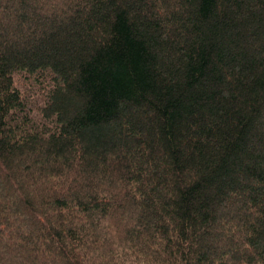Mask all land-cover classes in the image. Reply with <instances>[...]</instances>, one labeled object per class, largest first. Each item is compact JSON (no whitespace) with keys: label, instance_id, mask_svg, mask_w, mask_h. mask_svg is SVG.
<instances>
[{"label":"trees","instance_id":"1","mask_svg":"<svg viewBox=\"0 0 264 264\" xmlns=\"http://www.w3.org/2000/svg\"><path fill=\"white\" fill-rule=\"evenodd\" d=\"M0 264H264V0H0Z\"/></svg>","mask_w":264,"mask_h":264},{"label":"rangeland","instance_id":"2","mask_svg":"<svg viewBox=\"0 0 264 264\" xmlns=\"http://www.w3.org/2000/svg\"><path fill=\"white\" fill-rule=\"evenodd\" d=\"M16 84L17 86L20 87L22 94L26 97V99L32 100L34 102L32 93L33 91H35V88L37 87V85H34L33 83H31L30 79L25 78L23 76L18 77V79L16 78ZM37 98H38V101L37 103L34 102L35 104L32 105L33 107H35L36 105H40V103L42 102L39 96Z\"/></svg>","mask_w":264,"mask_h":264}]
</instances>
